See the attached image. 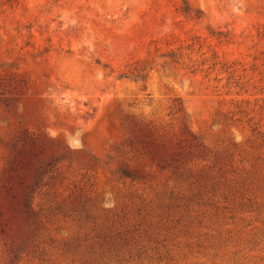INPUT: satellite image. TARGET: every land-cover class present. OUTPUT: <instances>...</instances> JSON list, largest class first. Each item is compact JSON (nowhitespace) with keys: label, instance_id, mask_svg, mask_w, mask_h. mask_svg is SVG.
I'll list each match as a JSON object with an SVG mask.
<instances>
[{"label":"rangeland","instance_id":"obj_1","mask_svg":"<svg viewBox=\"0 0 264 264\" xmlns=\"http://www.w3.org/2000/svg\"><path fill=\"white\" fill-rule=\"evenodd\" d=\"M0 264H264V0H0Z\"/></svg>","mask_w":264,"mask_h":264}]
</instances>
